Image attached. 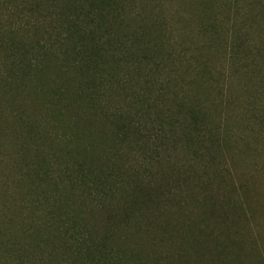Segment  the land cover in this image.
<instances>
[{
	"label": "trees",
	"instance_id": "obj_1",
	"mask_svg": "<svg viewBox=\"0 0 264 264\" xmlns=\"http://www.w3.org/2000/svg\"><path fill=\"white\" fill-rule=\"evenodd\" d=\"M187 70L264 174V0H0V264H241L244 151L184 167Z\"/></svg>",
	"mask_w": 264,
	"mask_h": 264
},
{
	"label": "rangeland",
	"instance_id": "obj_2",
	"mask_svg": "<svg viewBox=\"0 0 264 264\" xmlns=\"http://www.w3.org/2000/svg\"><path fill=\"white\" fill-rule=\"evenodd\" d=\"M185 79L188 82V87L186 88V108L187 112L191 109L194 110L192 112L193 114H196L198 117V120L201 121V124L198 127V132L202 135H206L207 139L211 138L209 141H205V145L198 146L194 143H191L188 148H184V150L177 151V154L180 155V158L183 160L181 161L184 164L185 168L192 167L194 169H198L202 167V164L205 166L204 170L206 172H211L215 169L217 166H213L214 158L217 157V153L215 151V146H212L211 144L215 142V144H220V141L226 136H232L233 141H235V145L233 142L229 141L231 143V147L240 148L244 151L242 154H238V152L233 151L230 155L226 156L227 161L229 163H233V165L236 168V171L234 172V175L240 174V172H244L247 177H249V182L251 186L250 194H248V203L247 210L249 213H251L250 221H251V232H246L244 234V249L237 250L236 248H232V250L229 252L231 255V258L233 260L237 259L239 255L240 260L238 261L241 264H264V252L261 251V247H264V174L261 172H257L253 158L249 152H246L245 148L242 146V143L240 139L236 136L234 130V122L233 119H231L228 115V113H224V122L221 125V128H215L210 116L211 114L208 113L206 107L203 106L201 103V88L199 87V84L196 82V77L194 73H192L190 70H187L185 73ZM206 109V110H205ZM207 114V115H205ZM210 119V120H209ZM202 123H206L205 126ZM208 126L211 128V134L204 131ZM238 135V134H237ZM210 146L208 150H206L205 147ZM239 155L241 158H239ZM182 164V166H183ZM199 167V168H198ZM234 168V169H235ZM188 173V172H187ZM227 183L220 185V189H228L225 188ZM231 186V184H230ZM213 187L215 189H218L219 186L214 184ZM214 189V188H213ZM198 190L203 191L202 189ZM242 191V190H240ZM243 195V191L242 194ZM1 203V202H0ZM257 238V239H256ZM252 239H256V244L259 246V252L254 251L252 249L250 242ZM235 258V259H234Z\"/></svg>",
	"mask_w": 264,
	"mask_h": 264
}]
</instances>
